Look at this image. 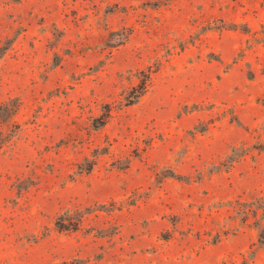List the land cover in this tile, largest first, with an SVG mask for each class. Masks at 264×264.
I'll return each mask as SVG.
<instances>
[{"label":"rangeland","instance_id":"1","mask_svg":"<svg viewBox=\"0 0 264 264\" xmlns=\"http://www.w3.org/2000/svg\"><path fill=\"white\" fill-rule=\"evenodd\" d=\"M0 264H264V0H0Z\"/></svg>","mask_w":264,"mask_h":264}]
</instances>
